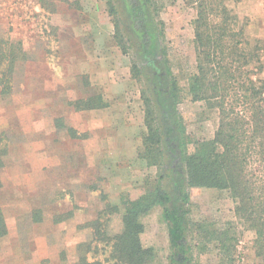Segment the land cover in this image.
<instances>
[{
	"label": "rangeland",
	"instance_id": "1",
	"mask_svg": "<svg viewBox=\"0 0 264 264\" xmlns=\"http://www.w3.org/2000/svg\"><path fill=\"white\" fill-rule=\"evenodd\" d=\"M108 1L0 0V33L21 41L27 58L15 67L12 92L0 95V133L7 143L0 206L10 230L0 241V264H74L82 253L114 264L98 233L119 232L125 203L156 183L158 168L142 156V92L152 98L148 76L125 32L127 53L113 38ZM154 1L155 62L160 81L170 86L176 79L181 89L177 118L191 151L193 141L213 137L219 119L215 108L192 101L186 92L195 70L196 7L190 0ZM224 1L244 25L246 38L264 46V0ZM116 13L121 27L118 8ZM260 57L264 64V47ZM133 62L140 68L137 78ZM94 96L106 106L82 109ZM189 194L190 220L233 235L235 264H259L253 231L235 214V199L215 188H190ZM59 217L62 225L56 223ZM140 221L141 242L154 250L146 264H170L162 208ZM215 242L188 231L190 264L216 263ZM82 243L86 246L78 248Z\"/></svg>",
	"mask_w": 264,
	"mask_h": 264
},
{
	"label": "trees",
	"instance_id": "2",
	"mask_svg": "<svg viewBox=\"0 0 264 264\" xmlns=\"http://www.w3.org/2000/svg\"><path fill=\"white\" fill-rule=\"evenodd\" d=\"M114 1L122 14L121 27ZM190 1L196 7L191 22L195 70L187 78L186 92L192 101H203L207 107L215 108L219 118L213 137L193 141L191 151L177 118L176 103L181 89L176 79L171 80L170 86L166 80L160 81L162 71L155 62L159 48V30L153 17L155 1H108L113 38L127 53L125 32L135 43L138 59L148 76L152 98L142 92V156L158 168L156 183L125 203L121 230L112 236L98 233L99 239L108 242L104 245H109V257L114 264H146L153 257V248L141 242L144 225L140 218L156 206L162 208L167 225L170 264H190L188 231L196 232L203 240L216 241L218 261L205 264H235L234 236L226 230H210L188 217L190 188L223 189L235 199L234 212L245 228L253 231L254 256L259 264H264V64L260 57L264 46L246 38L244 25L224 0ZM26 59L21 41L0 33V95L12 92L15 67ZM131 71L137 78L140 68L136 62ZM104 106L101 97L94 96L84 102L82 109ZM2 140L0 133V171L7 153V143ZM7 233L0 206V241ZM74 264L104 261L82 253Z\"/></svg>",
	"mask_w": 264,
	"mask_h": 264
},
{
	"label": "crops",
	"instance_id": "3",
	"mask_svg": "<svg viewBox=\"0 0 264 264\" xmlns=\"http://www.w3.org/2000/svg\"><path fill=\"white\" fill-rule=\"evenodd\" d=\"M35 181H39V179H35ZM62 217V216H61ZM61 217H59V218H57L56 219V223L57 224H60V225H62L63 224V221L62 220H64L63 218L61 219ZM41 218V217H40ZM40 221V219L38 220V221H32L33 223H38ZM28 227H31V226H28ZM7 229H8V232L10 231L9 230V228H8V224H7ZM10 233V232H9ZM8 234V233H7ZM43 244H44V242H43ZM45 257H47V256H45ZM39 260V259H38ZM52 261H54V260H52ZM48 264H51V262H49Z\"/></svg>",
	"mask_w": 264,
	"mask_h": 264
}]
</instances>
